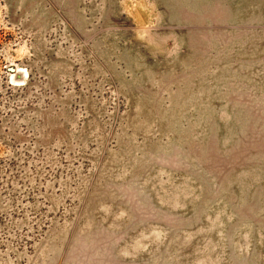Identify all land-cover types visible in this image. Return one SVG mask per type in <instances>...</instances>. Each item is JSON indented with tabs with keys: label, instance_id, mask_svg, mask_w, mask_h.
Instances as JSON below:
<instances>
[{
	"label": "rangeland",
	"instance_id": "1",
	"mask_svg": "<svg viewBox=\"0 0 264 264\" xmlns=\"http://www.w3.org/2000/svg\"><path fill=\"white\" fill-rule=\"evenodd\" d=\"M0 264H264V0H0Z\"/></svg>",
	"mask_w": 264,
	"mask_h": 264
},
{
	"label": "water",
	"instance_id": "2",
	"mask_svg": "<svg viewBox=\"0 0 264 264\" xmlns=\"http://www.w3.org/2000/svg\"><path fill=\"white\" fill-rule=\"evenodd\" d=\"M9 71H10V72H14V70H13V69H10Z\"/></svg>",
	"mask_w": 264,
	"mask_h": 264
}]
</instances>
